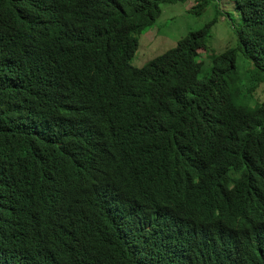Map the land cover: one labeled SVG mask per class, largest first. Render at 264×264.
<instances>
[{
	"label": "trees",
	"instance_id": "obj_1",
	"mask_svg": "<svg viewBox=\"0 0 264 264\" xmlns=\"http://www.w3.org/2000/svg\"><path fill=\"white\" fill-rule=\"evenodd\" d=\"M48 1L0 0V264L30 260L42 226L34 198L41 199L39 208L48 206L37 179H55L40 151L87 158L95 145L94 128L103 123L122 134L144 130L146 144L137 149L152 152L146 155L152 163L167 157L175 173L191 184L233 168L261 179L246 184L217 210L245 243L239 248L241 264H264V208L259 203L264 191V0L192 1L188 10L196 16L215 2L213 18L142 66L132 64L141 34L156 24L163 4L188 0H105V10L67 31L63 54L42 22ZM222 3H230L238 18ZM222 16L232 22L238 42L216 52L208 38ZM29 38L35 49L25 45ZM240 52L248 61L244 75L238 69ZM57 80L60 89L49 93ZM22 91L33 118L18 108ZM80 98L96 107L94 114L82 118L74 111ZM103 105H109L105 112ZM37 127L44 135L39 151L36 136L29 133ZM89 171L98 182L100 171ZM162 197L158 187L150 206L159 207ZM118 200V210L109 215L81 206L82 215L102 221L73 220V228L84 230L87 250L60 264H189L196 258L197 246L185 244L196 236H188V227L168 239L142 209L136 211L130 185ZM232 243L230 237L226 245ZM216 264H233L232 253L223 251Z\"/></svg>",
	"mask_w": 264,
	"mask_h": 264
},
{
	"label": "clouds",
	"instance_id": "obj_2",
	"mask_svg": "<svg viewBox=\"0 0 264 264\" xmlns=\"http://www.w3.org/2000/svg\"><path fill=\"white\" fill-rule=\"evenodd\" d=\"M105 7V0H49L42 22L62 53V43L69 38L67 31L83 21L88 22L91 14H99ZM25 45L35 49L34 38L26 39ZM60 87L59 80L52 82L48 92L56 93ZM17 104L23 116L33 118L32 107L24 91L17 97ZM108 107L103 105L101 109L105 112ZM95 108L88 100L80 98L74 111L87 118L94 114ZM128 124L123 121L124 126ZM29 133L38 140L36 150H41L42 130L37 127ZM94 133V137L91 133H84L88 138L93 137L95 144L87 158L72 152L53 156L51 151H40L48 159L55 179H37L48 198V206L39 208L41 199L34 198L36 218L42 226L33 238L30 260L21 264H60V260H76L77 253L87 250L88 241L84 230L72 227L73 220L77 218L83 223L96 224L102 221L91 214L82 215L81 206L89 204L103 215L113 214L120 206L118 195L124 192L127 185H130L136 211L142 209L146 213L145 218L155 221L158 230L168 239L177 230L183 231V227H188L189 237L196 234L193 240L185 243L197 246L196 258L189 260V264H216L223 251L232 253L233 264H241L239 248L245 243L218 217L217 209L246 184L261 179H250L247 173L242 174L233 168L202 183L191 184L175 173V165L167 157L152 163L146 158L152 152L137 149L146 144L144 130L122 134L110 124L103 123L94 128ZM90 168L100 171L98 182L91 177ZM260 175L264 179V163L260 167ZM158 187L163 197L161 205L153 208L149 200ZM259 203L264 208V191ZM230 237L233 243L228 247L226 242Z\"/></svg>",
	"mask_w": 264,
	"mask_h": 264
},
{
	"label": "rangeland",
	"instance_id": "obj_3",
	"mask_svg": "<svg viewBox=\"0 0 264 264\" xmlns=\"http://www.w3.org/2000/svg\"><path fill=\"white\" fill-rule=\"evenodd\" d=\"M194 0H188L184 4H163V12L157 19L154 26L147 29L140 36V45L136 55L132 60L135 66H142L152 58L173 48L179 39L184 37L189 31L196 30L209 22L215 14V2H212L201 16H196L189 12L188 8ZM227 11L234 14L235 19L238 13L230 3L220 5ZM238 38L232 22L227 16L220 17L213 27L211 36L208 38V47L216 52H221L225 48L235 46ZM199 52L205 57V50ZM208 61V60H206ZM239 74L244 75L248 69V61L240 52L237 57ZM261 92V89H259Z\"/></svg>",
	"mask_w": 264,
	"mask_h": 264
}]
</instances>
